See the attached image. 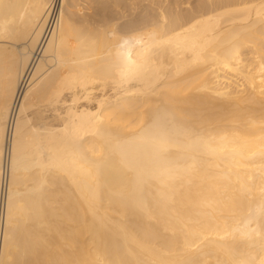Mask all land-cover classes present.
Wrapping results in <instances>:
<instances>
[{
    "label": "bare ground",
    "instance_id": "obj_1",
    "mask_svg": "<svg viewBox=\"0 0 264 264\" xmlns=\"http://www.w3.org/2000/svg\"><path fill=\"white\" fill-rule=\"evenodd\" d=\"M0 264H264V0H0Z\"/></svg>",
    "mask_w": 264,
    "mask_h": 264
}]
</instances>
